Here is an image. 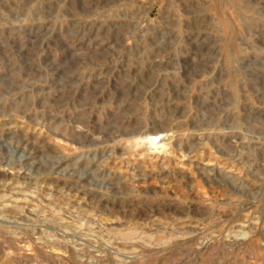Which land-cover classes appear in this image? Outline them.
Returning <instances> with one entry per match:
<instances>
[{
	"label": "rangeland",
	"instance_id": "1",
	"mask_svg": "<svg viewBox=\"0 0 264 264\" xmlns=\"http://www.w3.org/2000/svg\"><path fill=\"white\" fill-rule=\"evenodd\" d=\"M0 264H264V0H0Z\"/></svg>",
	"mask_w": 264,
	"mask_h": 264
},
{
	"label": "bare ground",
	"instance_id": "2",
	"mask_svg": "<svg viewBox=\"0 0 264 264\" xmlns=\"http://www.w3.org/2000/svg\"><path fill=\"white\" fill-rule=\"evenodd\" d=\"M154 138H155V137H154ZM154 138H152V140H153ZM149 139H151V138H149ZM149 139H148V140H149Z\"/></svg>",
	"mask_w": 264,
	"mask_h": 264
}]
</instances>
